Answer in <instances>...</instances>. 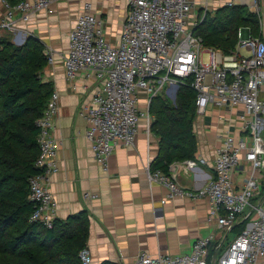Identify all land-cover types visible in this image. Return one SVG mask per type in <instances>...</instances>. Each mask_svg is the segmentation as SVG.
<instances>
[{
	"label": "built area",
	"instance_id": "1",
	"mask_svg": "<svg viewBox=\"0 0 264 264\" xmlns=\"http://www.w3.org/2000/svg\"><path fill=\"white\" fill-rule=\"evenodd\" d=\"M61 0H20L11 4L1 0L5 15L0 28L14 32L15 14L26 22L31 15L54 13V4ZM128 0L119 42L112 45L103 35L101 21L85 3L74 27L67 35V51L63 68L68 81L79 72L92 69L99 88L89 107L79 114L85 120L91 151L97 164L107 171L108 159L117 145L132 147L140 118L150 125L148 107L157 95L174 93L185 81L195 92L196 116L211 106L242 107L238 115L239 135L228 131L218 133L219 145L212 162L213 176L198 190L179 186L161 170L146 165L149 183L166 188L167 199H206L208 219L223 233H229L239 222L247 220L229 246L213 259L209 258L212 235L198 238L191 252L184 255L141 252L134 264H257L264 258V40L242 38L228 54L205 48L194 34L208 13L220 7L247 3L261 26L260 0ZM48 64L51 53H46ZM204 55L207 61H203ZM143 95V96H141ZM145 109L139 108L140 104ZM58 111V95L52 91L41 117L38 157L35 166L41 173L29 179V201L33 204L30 220L51 228L56 202L46 188L48 176L57 172V143L52 137L53 120ZM205 165L204 158L188 159L184 164L193 170ZM243 163V166H242ZM244 165L248 169L244 171ZM243 175L235 186L234 175ZM84 198L94 196L85 193ZM82 264H89L85 250L79 253Z\"/></svg>",
	"mask_w": 264,
	"mask_h": 264
},
{
	"label": "crops",
	"instance_id": "2",
	"mask_svg": "<svg viewBox=\"0 0 264 264\" xmlns=\"http://www.w3.org/2000/svg\"><path fill=\"white\" fill-rule=\"evenodd\" d=\"M85 3L91 4V12L101 21L104 37L112 45L118 44L128 0H61L54 4L52 15L38 12L23 22L16 13L14 32L0 28V38L8 35L16 46L28 37L37 39L53 59L42 70L41 79L51 84L58 95L52 129L58 170L45 181L56 202L54 219L65 220L80 212L87 215L85 251L89 264H134L141 252L184 255L191 252L198 238L208 235L213 236L209 258L214 260L238 233H223L208 219L206 199H167L165 187L149 183L145 168L158 153L159 139L148 129L144 118L139 120L133 146L117 145L108 159L107 171L95 161L85 136L86 122L79 112L90 106L99 82L92 69H84L68 81L63 68L67 35ZM4 15L0 0V23ZM144 107L143 103L139 106L141 110ZM241 111L242 107L211 106L195 117L197 151L192 159L204 158L207 163H198L193 170H187L185 161L172 163L169 175L179 186L198 190L207 184L213 176L217 135L228 131L238 136L237 117ZM243 169L246 171L248 166ZM243 175H234L235 186L240 185ZM85 193L94 197L84 198ZM242 222L239 220L236 225ZM257 264H264V258Z\"/></svg>",
	"mask_w": 264,
	"mask_h": 264
},
{
	"label": "trees",
	"instance_id": "3",
	"mask_svg": "<svg viewBox=\"0 0 264 264\" xmlns=\"http://www.w3.org/2000/svg\"><path fill=\"white\" fill-rule=\"evenodd\" d=\"M239 28H246L247 37H258V17L241 5L224 6L206 14L194 34L205 48L228 54L238 42ZM47 64L44 46L37 39L28 37L16 46L8 36L0 38V264H82L79 253L85 250L89 228L84 212L54 219L51 228L30 220L29 179L42 172L35 166L37 120L53 91L41 79ZM148 112L149 130L159 139L150 168L168 175L172 163L192 159L197 151L195 92L185 81L179 84L174 104L157 95ZM246 223L232 231L240 233Z\"/></svg>",
	"mask_w": 264,
	"mask_h": 264
},
{
	"label": "rangeland",
	"instance_id": "4",
	"mask_svg": "<svg viewBox=\"0 0 264 264\" xmlns=\"http://www.w3.org/2000/svg\"><path fill=\"white\" fill-rule=\"evenodd\" d=\"M215 4H216V3H215L214 1L210 0V2H209V6H210V7H211V6H214ZM260 6H261V26H262V29H260V31H261V34H262V38H263V40H264V0H260ZM241 7H243V8L246 10V12H247L248 14H249V13L252 14V12L249 10V6L247 5V3L243 2V3L241 4ZM253 14H254V13H253ZM246 32H247L246 28H239V29L237 30V37H238L239 34H241V37H242V38H247ZM6 36H8V35H5L4 37H6ZM9 38H10V37H9ZM203 61H204V62L207 61V56H206V55H204V57H203ZM144 109H145V107H144Z\"/></svg>",
	"mask_w": 264,
	"mask_h": 264
},
{
	"label": "water",
	"instance_id": "5",
	"mask_svg": "<svg viewBox=\"0 0 264 264\" xmlns=\"http://www.w3.org/2000/svg\"><path fill=\"white\" fill-rule=\"evenodd\" d=\"M204 19V18H203ZM202 19V20H203ZM202 22V21H201ZM177 87H176V91L174 93H169V99L172 101V103H175V99H176V92H177Z\"/></svg>",
	"mask_w": 264,
	"mask_h": 264
}]
</instances>
